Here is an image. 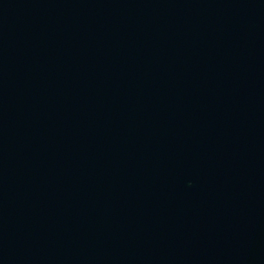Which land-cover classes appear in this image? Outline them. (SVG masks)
Listing matches in <instances>:
<instances>
[{"label": "water", "instance_id": "obj_1", "mask_svg": "<svg viewBox=\"0 0 264 264\" xmlns=\"http://www.w3.org/2000/svg\"><path fill=\"white\" fill-rule=\"evenodd\" d=\"M0 264H264V0H0Z\"/></svg>", "mask_w": 264, "mask_h": 264}]
</instances>
